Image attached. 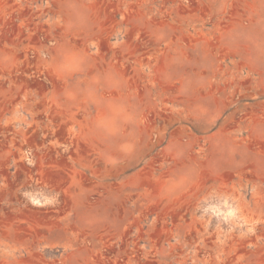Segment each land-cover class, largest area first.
<instances>
[{
	"label": "rangeland",
	"instance_id": "1",
	"mask_svg": "<svg viewBox=\"0 0 264 264\" xmlns=\"http://www.w3.org/2000/svg\"><path fill=\"white\" fill-rule=\"evenodd\" d=\"M0 264H264V0H0Z\"/></svg>",
	"mask_w": 264,
	"mask_h": 264
}]
</instances>
